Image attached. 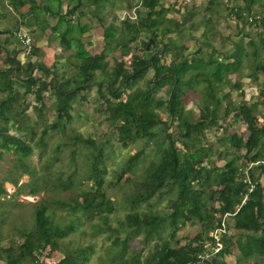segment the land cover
<instances>
[{"label":"trees","instance_id":"1","mask_svg":"<svg viewBox=\"0 0 264 264\" xmlns=\"http://www.w3.org/2000/svg\"><path fill=\"white\" fill-rule=\"evenodd\" d=\"M50 1L9 0L8 3H12L15 10L29 3L28 10L20 12L19 22L28 27L32 36L50 27L65 49L63 72L68 76L57 74L55 65L49 67L39 60L36 55L41 46L34 42L24 61L18 55H11L12 49L0 43V55L5 51L10 57L6 67L0 65V92L4 94L0 98V146H12L20 155L32 154L36 148L41 156L46 149L44 136L49 128L67 132V123L74 119L71 110L75 101L80 105L85 101L94 103L98 116L109 121V132L104 133L105 140L83 138L77 128L71 126L72 134L64 136L66 144L72 143L75 147L72 154L79 149L80 140L93 145V150L84 154L88 172L79 181L82 184L90 180L86 187L76 191V184L79 185L75 184L76 170L66 175L52 171L58 155L43 165L42 175L35 177L38 182L22 185L33 193L40 183L56 189H72L76 197L70 208L86 218L99 214L104 221L116 206L114 198L106 192L107 187L130 186L131 191L123 194L130 210L115 228L125 234L114 238V244L120 245V249L110 250L112 264H228L222 256L229 253L233 245L240 250L237 260L254 256L264 259V183L260 181V175L264 174V90H258L259 100L254 104L252 97L249 102L243 101L244 92L238 91L240 101L226 105L223 114V118L230 114L233 122L221 125L217 121L220 98L215 87L221 80L225 86L232 87L233 81L228 76L233 72H238L239 78L247 75L252 80H259L263 73L264 20L257 24L255 35L245 29V23L248 21L249 26L257 23L264 0L257 12L251 8L254 0L240 3L234 0L235 4L227 0H207L203 10L218 13L222 8L223 11L208 15L205 23L214 25V19L234 17L235 30L225 20L229 27L227 32L218 30L215 24L208 26L200 37L190 33L195 40H200L197 50L191 52L184 45L178 46L175 40L180 20L165 19L170 5L163 4L162 0H141L126 8L119 23L103 22L104 45L95 53L84 44V34L90 25L80 18L87 15L85 5L93 9L92 16L101 19L102 1L53 0L54 8ZM29 11L30 16L23 19V14ZM48 17H54L55 22L50 23ZM3 31L13 34V30ZM216 34L219 45L212 41ZM202 46L206 50L198 54ZM108 50L119 53L113 64L109 63ZM70 55L76 58L75 62L69 60ZM245 57L249 60L243 63ZM66 59L75 67L73 72L65 68ZM35 67L38 73L34 72ZM191 69L193 72L186 75ZM199 80L206 81L204 91L189 93L192 104H197L199 109L194 119L189 114L195 110L185 108L184 103L187 89H195ZM20 84L24 86L23 92L19 90ZM91 87L97 92L95 98H88L86 91ZM43 91L54 93V100L45 104ZM228 91L226 89L224 94L226 97L231 95ZM28 94H31L29 102L26 101ZM255 105L257 111L252 114ZM157 106L167 117L159 114ZM44 110L52 112L46 115L42 113ZM82 115L83 111L78 112L79 119ZM170 119L176 120L182 152L176 148L172 134L167 132ZM242 121L245 124L242 132L231 128ZM10 127L24 129V134L13 133ZM211 127H215L216 132L222 130L215 135L219 144L217 159L224 160L220 165L212 158L213 146L207 142L209 131L206 129ZM113 133L118 143L136 147L106 182L109 152L103 144L112 141ZM142 138L145 140L139 144ZM150 142L154 145L148 148ZM242 158L252 165L242 166L244 163H239ZM9 178L17 183L18 178ZM3 189L0 183V192ZM162 196L167 199L169 211H157L153 207V198ZM142 203L145 207H141ZM1 204L5 202L0 198ZM46 208L45 203L35 206L32 222L18 229L17 238L12 234L0 235V264H48L43 256L54 252H61L62 256L51 264H88L92 244H72L64 240L65 235L74 231L72 223L62 225L50 220ZM4 219L0 211V224ZM188 221H197L199 231L181 244L176 231ZM223 221L229 227L227 232L220 231L224 242L221 249L215 250L216 240L210 232L222 228ZM137 237L142 247L126 255L130 240ZM174 237H177L175 242ZM5 239L8 244L1 245ZM149 242H153L152 245ZM143 247L148 248L146 254ZM101 264L106 262L103 260Z\"/></svg>","mask_w":264,"mask_h":264},{"label":"rangeland","instance_id":"2","mask_svg":"<svg viewBox=\"0 0 264 264\" xmlns=\"http://www.w3.org/2000/svg\"><path fill=\"white\" fill-rule=\"evenodd\" d=\"M101 1L104 6L107 7V10L105 11L106 14H104L101 19H99L97 15L92 16L91 10L93 9H90L85 5L83 8L87 12V15H84L82 16V18H80L81 21L89 23V28H94L93 34L96 36V38L94 39V41H91V44H87L89 50L93 53L98 52L97 50L100 51L104 45V41L102 39V34L104 32L103 22L107 23L108 21L115 20L119 23L120 19L124 16V11L126 10L125 4L128 2V0H110L111 3L108 2V0ZM138 1L139 0H137V2ZM8 2L9 0H2L0 2V5L2 4L4 10L8 15L7 18H5L3 21H0V34L2 33V42L6 44L10 49H12L11 55H18V58H20L21 61H24L27 59L29 53H26L25 50L21 48V46H19V44L18 46L15 44V41H17V34L15 33V31L21 26H19L20 12H22V10L25 11L28 5H26L27 7H23L22 9L20 8V11H16L13 6L11 7L12 3ZM50 2L51 6L54 8L55 1L51 0ZM178 2L179 4H181L180 0H178ZM65 8L66 5L63 4V9L65 10ZM263 11L264 9L258 12L257 23L253 24V26L249 28L251 29V31L254 32L255 28L257 27V24L264 20ZM172 13L173 15L177 14L176 10H173ZM206 15L208 16L210 15V13H206L205 10L200 11L196 18L189 17L186 19V21H184V23L178 26L177 38L175 39L177 41L178 46H186L188 52L197 50L200 40H195L190 33H193L194 36L198 37L202 35L201 30L203 26V21L207 17ZM115 16H117V18ZM222 19V17L221 19H215V22L219 27H221V25L224 26V22ZM233 19L235 18L233 17ZM48 20L50 21V23L55 22L54 17H48ZM245 26H249L248 21L245 23ZM4 29L13 30V34H10L9 32L4 33V31L1 32V30ZM90 32H92V30ZM47 34L48 38H50L51 36L48 28L45 31H41L40 33L37 32L36 35H33V41L35 42V38L39 40L42 38V36H47ZM212 41L219 45V35L216 34ZM49 42L50 46L46 45L43 48L39 49L36 57L39 60L43 61L45 65L49 67L55 65L56 73L63 76V62L66 56L65 49L58 46L60 42L57 37L56 41L49 40ZM205 50L206 47L202 46V49L198 54L204 53ZM4 52L2 53V55H0V65L2 68L6 67L10 62V57H8ZM166 54L169 55V52H167ZM107 55L110 64L115 63L119 58V53H117L116 50H108ZM247 59L249 60V58L245 57L243 59V63L248 61ZM38 71V68L35 67L34 72L38 73ZM98 72V70L95 71V74H98ZM191 72H193L192 69L189 70L186 75H189L188 73ZM66 76H68V73L64 74V77ZM262 76L264 79V72ZM228 77H230L233 81L232 87L225 86L226 84H223V80L218 81L217 84H215V87H217L216 94L219 95L220 98V103L217 107V121L221 125L227 123L228 121L233 122V118L230 114H228L227 118H223V114L225 112L226 105L231 102L235 103L240 101L241 98H238V91L243 90L244 94L242 100L249 102L250 96L252 94H255V92L258 93V90L260 88H263L264 90V82L260 84L258 79H249V76L247 75H243L241 78H239V73L233 72L230 73ZM219 84H222V87H220ZM194 86L195 89H187V100L185 101L184 105L187 109L193 107L195 111H193V114L189 115H192V118L195 119L196 117H198L199 109L197 104H192V101L189 98V93L192 91H197V93L199 94L201 93V91H204L203 88H205L206 86V81L199 80V82L195 83ZM23 89L24 86L20 84L19 90L23 92ZM226 89L229 90L228 92H230L231 94L228 97L224 95ZM86 92L88 94V98H90L91 96L95 98L97 96V92L93 87L89 88ZM3 96L4 94L0 92V98ZM43 96L45 104L50 103L55 98L54 93H50L47 91H43ZM30 97L31 94H28L26 97V101L29 102ZM94 107V103L92 104L88 101L81 103V105L79 104V101H75L71 110L74 115V119L70 123H67V132L64 133L59 130L49 128L46 135L44 136V140H46L47 142L46 149L42 152L41 156L38 152V149L36 148L34 149V152L32 154L20 155V153L15 151L12 146L6 148L0 146V183L4 188L3 191L0 192V198L4 199L5 202L3 206L2 204L0 205V211H2L3 217H5L4 221L0 224V235L8 236L9 234H12L14 238H17L18 229H21L22 227L27 225V223L32 222L35 206L38 203H45L47 205L46 209L49 213L50 220L53 219L62 225L72 223L74 231H70L69 234L65 235L64 240H70L72 244H92V253L90 255L88 264H101L103 260L106 262V264H112L111 258H109L111 251H114V249H120V245L114 244V238L117 235L122 238L125 234L124 231H116L115 228L118 226V221L124 219L125 214L130 210L129 202H127L126 198L123 196L124 192L129 193L131 191L130 186L126 184L125 186H123V188L116 187L113 185L107 187L106 192L110 198H114L116 206L114 211L109 212L107 214V219L104 221L102 220V217L99 214H95L90 218H86L82 215L80 211H73L70 207L74 204L76 195L72 191V189H56L52 188L51 186L47 187V185L44 184L41 185L40 183L38 190L33 193L29 190L27 186L22 185L24 182L33 184L38 182L37 178H35L36 175H42L43 165L46 164L48 161H53L56 155H58L59 157L54 162L53 167H51L52 171L54 173L64 172V175H66L68 172L76 170L77 175L75 177V184L76 182L79 183L81 177L87 174L88 172V166L84 164V154L85 152L93 150V145L88 144L85 140H80L81 143L79 149H77V151L75 150V152H73L72 154V151L75 147L72 143L66 144V139L64 136L65 134L71 135V126H75L77 128L76 130L80 132L83 138L91 136L98 140H105L104 133L109 132V121H104L102 117H99L98 113L94 111ZM157 110L159 111V114L163 116V118L167 117L166 112L159 106H157ZM81 111H83V115L82 119H79L78 112ZM256 111L257 109L253 108L251 110V113H256ZM51 112L52 111L50 110H44V112L42 113L49 115V113L51 114ZM36 115L37 114L35 113L32 121H34ZM99 115L101 114L99 113ZM261 115L259 116L260 121H262L263 119ZM169 123L170 125L167 128V132H170L172 134V137H174L173 141L176 148L182 152L184 148L179 141L181 137H179V130L176 126V120L170 119ZM19 126L22 128L23 123L20 122ZM244 127L245 124L243 121L241 123H235L234 127L231 126V128L237 129L238 132H242V129ZM231 128L228 129L229 133L232 132ZM10 130L13 133L24 134V129L10 127ZM206 131H209L207 142L209 144H212L213 146L212 158L217 161V164H223L224 160L222 158L217 159L218 157L216 155V152L218 150L219 144L215 138V135L221 133L222 130H217L216 132L215 127H211L207 128ZM244 133H246V130H244ZM111 139V142H106L105 144H103L105 150L109 152V156L106 160L108 170L107 174H105L104 176L106 182L112 177L113 170H115L126 159V157L135 150L136 147L135 144L122 145L118 143L115 133L112 134ZM162 139L163 138L160 137V140ZM144 140L145 139L142 138L139 144L144 142ZM151 145L153 146L154 143H148L147 147L149 148L151 147ZM72 157L74 159H72ZM247 161L248 159L244 160L242 158L239 163H244V165L242 166H245V164L248 163ZM249 165L252 164L248 163V166ZM137 171L139 170H136V172ZM9 176H14L15 178H18L17 183H14L11 178H9ZM260 181L264 183V174L260 175ZM86 182L82 184L79 183V185L76 184V191L80 190L82 187H86L87 184L91 183L90 180ZM166 202L167 199L164 196H162L161 198L154 197L152 200V203L154 205L153 207L157 211H169L170 208L167 206ZM141 207H145V204L142 203ZM96 224H99V226H96ZM225 225L226 229L224 231L227 232V222L225 223ZM105 227H107V229ZM111 229H113V231H111ZM198 231V222L188 221L182 228L176 231V236L180 238V243L182 244L186 240V237L194 236ZM234 232L235 231H233V233ZM140 237L130 240L129 246L126 249V255H129L131 251L137 250L138 248L142 247L143 244L141 242ZM177 237H174L173 242H175ZM5 238L7 239V237ZM6 239L3 240L1 245L8 244V241ZM152 243L153 242H149V245H152ZM143 248L144 254H146L148 248ZM239 253V247L237 245H233L231 246L230 252L224 254L222 258L223 260L228 262V264H254L255 262L260 261L264 263V259L261 256H254L252 258H241L237 260ZM61 256V252H54L52 253V255H44L43 260L46 261L48 264H51Z\"/></svg>","mask_w":264,"mask_h":264},{"label":"crops","instance_id":"3","mask_svg":"<svg viewBox=\"0 0 264 264\" xmlns=\"http://www.w3.org/2000/svg\"><path fill=\"white\" fill-rule=\"evenodd\" d=\"M2 0H0V2H1ZM139 1H141V0H139ZM138 1V2H139ZM181 2V4H179V2H178V0H162V2H163V4H165V5H167V4H169L170 6H169V9L167 10V13H166V16H165V19H169V18H172V19H177V20H180L179 21V23L177 24V28H178V26L180 25V24H182V23H184V21H186V19L187 18H189V17H194V18H196L197 17V15H198V13L200 12V11H204L203 10V7L207 4V0H189L188 1V3H184L183 2V0H180ZM228 2H230V3H233V4H235V2H234V0H227ZM36 2H40V0H36ZM240 2H242V0H238V3H240ZM262 2H263V0H254V2L253 3H251V8H252V10L253 11H257V10H259V8L261 7V5H262ZM133 3H137V0H133V1H131V0H128V2L125 4L126 5V8L129 6V5H131V4H133ZM26 5H28V7H29V4H27V3H25V4H23L22 6H20V8L22 9L23 7H27ZM133 6H134V4H133ZM132 6V7H133ZM28 7H27V9L24 11V10H22V12H26L27 10H28ZM19 8V10L18 9H16V11H20L21 9ZM134 8V7H133ZM132 8V9H133ZM101 10V14L102 15H104V14H106V10H107V7H105L104 6V8H101L100 9ZM173 10H176V12H177V14L176 15H173V13H172V11ZM221 11H223V9L221 8L220 10H218V13L219 12H221ZM19 13V12H18ZM206 13H210V15H215V14H218V13H214V12H211L210 10L209 11H207ZM30 14H31V11H29L28 13H25V15H23V19H25L27 16H30ZM183 16H185L186 18L184 19V20H182L181 21V17L183 18ZM207 16V15H206ZM8 17V15H7V13H6V11L4 10V8H3V6H2V4L0 5V21H3L5 18H7ZM168 17V18H167ZM223 19V22L226 20V22L228 23V24H230V26H231V28H232V30H235V26H236V22H235V19H231V18H224V17H222ZM170 20L171 21V23L173 22V20ZM215 20V19H214ZM32 21V20H31ZM205 21H206V18L204 19V21H203V26H202V32H204L207 28H208V26H214L215 24H217L216 22L215 23H213L214 25H212V24H206L205 23ZM87 23V22H86ZM239 24H240V22H239ZM25 26L26 28H28L24 23H22L21 21L19 22V26ZM253 25H251V26H245V29L246 30H249V32H253V31H251V29H249L250 27H252ZM32 27H33V25H32ZM49 29V32H50V38H48V34H47V36L46 35H44V36H42V38L41 39H39V40H37L36 38H35V42L34 43H36V44H38V45H40L41 47L40 48H43L44 46H46V45H48V46H50V42H49V40L50 41H56V36H55V34H53L52 32H51V29H50V27H46L44 30H37L39 33L41 32V31H45L46 29ZM216 28L218 29V30H223V31H225V32H227V31H229V27L225 24V22H224V26H222L221 25V27H219L218 25L216 26ZM258 29V27H256L255 28V30H254V35H255V31ZM92 30V32H90ZM93 30H94V28H88V30L86 31V33L84 34V36H85V39H84V44H85V46L88 48V46H87V44H91V41H94V39L96 38V36L93 34ZM177 31H178V29H177ZM1 32H2V30H1ZM4 33H7V32H4ZM97 33V32H96ZM2 34V33H1ZM1 34H0V43H3L2 42V37H1ZM43 35V34H42ZM102 36H103V34H102ZM174 37L175 38H177V34L175 33L174 34ZM246 40L248 39V37H244ZM33 39H34V37H33ZM102 39H103V37H102ZM103 41H104V39H103ZM15 44L18 46V41H15ZM93 45V44H92ZM58 46L59 47H62L60 44H58ZM63 48V47H62ZM64 49V48H63ZM88 50H89V48H88ZM90 51V50H89ZM97 51H99V50H97ZM91 52V51H90ZM57 53H59V52H57ZM93 53V52H92ZM67 60V59H66ZM69 60L71 61V62H75L76 61V58L74 57V56H72V55H70V57H69ZM65 65L67 66V67H65L66 69L68 68L70 71H72L73 72V70H75V67L72 65V64H70V62H68V60H67V62L65 61ZM264 72V71H263ZM263 74V73H262ZM262 74H261V76L259 77V81H260V83L262 84L263 82H264V79H263V76H262ZM256 95H257V92H255V94H252L251 96H250V98L252 97V100H251V103H257L258 101L257 100H259L257 97H256ZM250 101V100H249ZM255 108H257V105H255Z\"/></svg>","mask_w":264,"mask_h":264},{"label":"built area","instance_id":"4","mask_svg":"<svg viewBox=\"0 0 264 264\" xmlns=\"http://www.w3.org/2000/svg\"><path fill=\"white\" fill-rule=\"evenodd\" d=\"M189 0H183L184 3H188ZM134 10V9H133ZM125 13V11H124ZM263 16H264V11H263ZM15 33L16 35V39L19 42V46H21V48H23L25 50L26 53H29L33 44V38L29 32V30L24 27V26H20ZM226 221H223V226L222 228H216L213 230V232L211 231L210 233L215 237L216 240V247L215 250H219L222 248V237L220 234V231H224L226 229V225H225ZM214 252V250H213Z\"/></svg>","mask_w":264,"mask_h":264},{"label":"clouds","instance_id":"5","mask_svg":"<svg viewBox=\"0 0 264 264\" xmlns=\"http://www.w3.org/2000/svg\"><path fill=\"white\" fill-rule=\"evenodd\" d=\"M25 27V26H24ZM31 36H32V34H31ZM32 38H33V36H32ZM18 41V40H17ZM18 44H19V42H18Z\"/></svg>","mask_w":264,"mask_h":264}]
</instances>
